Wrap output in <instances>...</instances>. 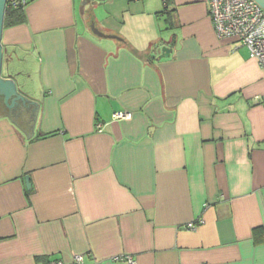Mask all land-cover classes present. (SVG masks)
I'll return each mask as SVG.
<instances>
[{
	"label": "crops",
	"instance_id": "crops-1",
	"mask_svg": "<svg viewBox=\"0 0 264 264\" xmlns=\"http://www.w3.org/2000/svg\"><path fill=\"white\" fill-rule=\"evenodd\" d=\"M25 12L2 33L23 99L0 92V264H264V68L208 0Z\"/></svg>",
	"mask_w": 264,
	"mask_h": 264
},
{
	"label": "built area",
	"instance_id": "built-area-1",
	"mask_svg": "<svg viewBox=\"0 0 264 264\" xmlns=\"http://www.w3.org/2000/svg\"><path fill=\"white\" fill-rule=\"evenodd\" d=\"M29 0H11L14 5L26 3ZM208 12L214 31L220 39H235L246 46L250 57L257 59L264 68V8L256 0H208ZM132 111H115L112 120L131 119ZM98 129L102 130L100 124ZM199 222H202L200 220ZM195 227L196 223H189ZM129 264L135 261L127 256ZM49 264H85L83 254H76L73 260L66 262L54 259Z\"/></svg>",
	"mask_w": 264,
	"mask_h": 264
},
{
	"label": "water",
	"instance_id": "water-1",
	"mask_svg": "<svg viewBox=\"0 0 264 264\" xmlns=\"http://www.w3.org/2000/svg\"><path fill=\"white\" fill-rule=\"evenodd\" d=\"M7 1L8 0H0V92H4L6 93V96H5V101L7 103V98L9 96L10 93H17L15 91V83L10 80V79H3L2 78V72H3V63H4V48H3V45H2V33H3V29H4V15H5V8H6V5H7ZM259 4H261L264 8V0H256ZM92 29L93 31L100 35V36H104V37H117L116 35H113V34H106L102 31H100L98 28L95 27V25L93 24L92 25ZM168 50H170V48H168L167 46H163L161 51H162V56H164L165 54L168 55ZM18 94V93H17ZM22 96L18 94V97L14 98L13 101H12V104L11 105H7L8 106H12L14 103H15V99L19 98ZM23 99V98H22ZM27 100V99H26ZM26 100H23V101H26ZM31 103H34L33 101ZM26 185H27V188L30 189L31 188V183H30V180H29V176L26 177Z\"/></svg>",
	"mask_w": 264,
	"mask_h": 264
},
{
	"label": "trees",
	"instance_id": "trees-1",
	"mask_svg": "<svg viewBox=\"0 0 264 264\" xmlns=\"http://www.w3.org/2000/svg\"><path fill=\"white\" fill-rule=\"evenodd\" d=\"M170 0H164L165 7L167 9ZM29 3H17L16 5L11 2V0L7 1V5L5 8V15H4V27L14 26L17 24L24 23L27 19L25 7ZM264 227L258 228L256 232L262 230Z\"/></svg>",
	"mask_w": 264,
	"mask_h": 264
},
{
	"label": "rangeland",
	"instance_id": "rangeland-1",
	"mask_svg": "<svg viewBox=\"0 0 264 264\" xmlns=\"http://www.w3.org/2000/svg\"><path fill=\"white\" fill-rule=\"evenodd\" d=\"M94 25H95V23H94ZM95 27H96V25H95ZM97 28V27H96ZM104 32V31H103ZM105 33V32H104ZM106 34H111V33H106Z\"/></svg>",
	"mask_w": 264,
	"mask_h": 264
}]
</instances>
